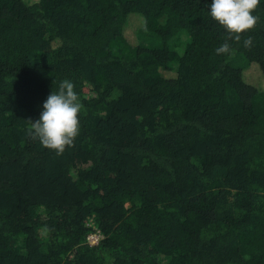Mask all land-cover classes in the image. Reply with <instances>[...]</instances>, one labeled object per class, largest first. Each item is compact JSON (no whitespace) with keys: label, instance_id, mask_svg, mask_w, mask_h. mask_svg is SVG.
Returning <instances> with one entry per match:
<instances>
[{"label":"trees","instance_id":"1","mask_svg":"<svg viewBox=\"0 0 264 264\" xmlns=\"http://www.w3.org/2000/svg\"><path fill=\"white\" fill-rule=\"evenodd\" d=\"M211 4L0 0V264H264V0L239 42ZM65 79L84 109L58 156L27 121Z\"/></svg>","mask_w":264,"mask_h":264},{"label":"clouds","instance_id":"2","mask_svg":"<svg viewBox=\"0 0 264 264\" xmlns=\"http://www.w3.org/2000/svg\"><path fill=\"white\" fill-rule=\"evenodd\" d=\"M260 0H212L211 17L228 33L227 39L239 42L241 34L253 30L259 17L254 15ZM244 47L252 45V38L244 40ZM234 49L225 42L216 49V54L231 55ZM75 85L70 80L59 84L58 92L48 96L43 104V112L36 121H27L30 125L27 134L38 140L46 148L62 155L66 148L74 147V141L80 134L79 114L84 109Z\"/></svg>","mask_w":264,"mask_h":264},{"label":"rangeland","instance_id":"3","mask_svg":"<svg viewBox=\"0 0 264 264\" xmlns=\"http://www.w3.org/2000/svg\"><path fill=\"white\" fill-rule=\"evenodd\" d=\"M142 26V22L141 19L138 17H131L126 25V30H125V35L128 39V42L131 45H136L140 42L139 37L137 35V31L141 28ZM182 41H186L185 37L182 35ZM151 41H147L145 42V45L151 44ZM174 43V42H173ZM177 51H180V48L177 47ZM177 68L176 65H173V71L172 72H166L163 74L164 77L167 78H173L175 77V69ZM243 78L244 80L249 83L252 84L256 87L260 86V83L263 82V78L260 74V71L258 69V67L254 64H249L246 66V68L243 71Z\"/></svg>","mask_w":264,"mask_h":264},{"label":"built area","instance_id":"4","mask_svg":"<svg viewBox=\"0 0 264 264\" xmlns=\"http://www.w3.org/2000/svg\"><path fill=\"white\" fill-rule=\"evenodd\" d=\"M100 239V236L98 234L89 235L87 237V242L90 245H96L98 243V240Z\"/></svg>","mask_w":264,"mask_h":264}]
</instances>
